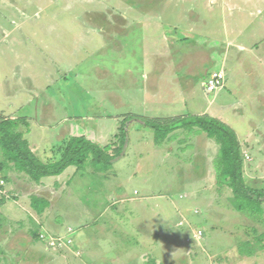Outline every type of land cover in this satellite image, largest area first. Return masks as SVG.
I'll use <instances>...</instances> for the list:
<instances>
[{
    "label": "rangeland",
    "instance_id": "obj_1",
    "mask_svg": "<svg viewBox=\"0 0 264 264\" xmlns=\"http://www.w3.org/2000/svg\"><path fill=\"white\" fill-rule=\"evenodd\" d=\"M189 116L231 128L246 185L264 188V0H0V120L22 119L43 162L70 137L127 138L108 169L38 183L0 150V264H264V202L236 209L215 140L144 125Z\"/></svg>",
    "mask_w": 264,
    "mask_h": 264
},
{
    "label": "trees",
    "instance_id": "obj_2",
    "mask_svg": "<svg viewBox=\"0 0 264 264\" xmlns=\"http://www.w3.org/2000/svg\"><path fill=\"white\" fill-rule=\"evenodd\" d=\"M21 120L15 118L0 120V150L7 163L13 164L17 171L24 173L36 183L43 178L58 176L70 166L80 169L89 163L94 166L96 172L108 169L110 162L123 152L127 141L126 130L123 127L115 136L116 141L103 147L84 136L70 137L58 149L60 153L58 159L43 162L33 154L28 142L17 130ZM144 125L153 132V135L160 136L161 142L174 131L190 127H197L208 138L214 139L219 145L215 161L218 185H225L231 190L236 209L241 213L252 216L263 212L264 188L258 190L246 185L240 144L235 132L227 125L210 117L198 116L175 119L166 124L148 121ZM31 199L30 206L41 214L44 207L39 209L38 197L32 196ZM32 237L35 241L39 238L36 233H32Z\"/></svg>",
    "mask_w": 264,
    "mask_h": 264
},
{
    "label": "built area",
    "instance_id": "obj_3",
    "mask_svg": "<svg viewBox=\"0 0 264 264\" xmlns=\"http://www.w3.org/2000/svg\"><path fill=\"white\" fill-rule=\"evenodd\" d=\"M206 87V89L209 92L212 91H216L218 89H221L224 86V76L222 72H214L212 73L208 79L206 80V82L204 83V85ZM0 185H3V180H0ZM40 239L42 238V241L47 240V242L50 244L54 243V241H60V239H55L53 237L51 238H47L45 235L41 234ZM68 243H70V241H68Z\"/></svg>",
    "mask_w": 264,
    "mask_h": 264
},
{
    "label": "clouds",
    "instance_id": "obj_4",
    "mask_svg": "<svg viewBox=\"0 0 264 264\" xmlns=\"http://www.w3.org/2000/svg\"><path fill=\"white\" fill-rule=\"evenodd\" d=\"M99 243H100L102 249H104L105 251L109 250L110 241H108V240H102Z\"/></svg>",
    "mask_w": 264,
    "mask_h": 264
}]
</instances>
